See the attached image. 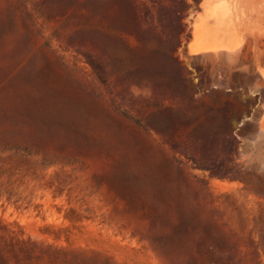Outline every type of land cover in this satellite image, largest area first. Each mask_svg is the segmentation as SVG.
<instances>
[{
  "label": "rangeland",
  "instance_id": "rangeland-1",
  "mask_svg": "<svg viewBox=\"0 0 264 264\" xmlns=\"http://www.w3.org/2000/svg\"><path fill=\"white\" fill-rule=\"evenodd\" d=\"M0 263L264 264V0H0Z\"/></svg>",
  "mask_w": 264,
  "mask_h": 264
},
{
  "label": "bare ground",
  "instance_id": "bare-ground-1",
  "mask_svg": "<svg viewBox=\"0 0 264 264\" xmlns=\"http://www.w3.org/2000/svg\"><path fill=\"white\" fill-rule=\"evenodd\" d=\"M195 50H196V49H195ZM195 50H194V51H195ZM198 51H199V50H198ZM204 51H205V50H204ZM195 52H196V51H195Z\"/></svg>",
  "mask_w": 264,
  "mask_h": 264
},
{
  "label": "trees",
  "instance_id": "trees-1",
  "mask_svg": "<svg viewBox=\"0 0 264 264\" xmlns=\"http://www.w3.org/2000/svg\"><path fill=\"white\" fill-rule=\"evenodd\" d=\"M0 264H2V263H0ZM4 264V263H3Z\"/></svg>",
  "mask_w": 264,
  "mask_h": 264
}]
</instances>
